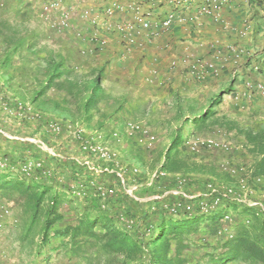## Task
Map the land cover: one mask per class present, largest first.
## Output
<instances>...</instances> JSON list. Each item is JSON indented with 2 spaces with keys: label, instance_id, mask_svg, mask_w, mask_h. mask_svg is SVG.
Segmentation results:
<instances>
[{
  "label": "trees",
  "instance_id": "trees-1",
  "mask_svg": "<svg viewBox=\"0 0 264 264\" xmlns=\"http://www.w3.org/2000/svg\"><path fill=\"white\" fill-rule=\"evenodd\" d=\"M34 1L38 16L34 21L35 30L28 32L26 11L29 6L33 8ZM34 1L0 0V11L12 8L14 21L0 19V160L5 163V168L0 169V198L12 199L13 195H18L24 199H15L24 214L17 241L19 245L34 247L30 257H41L40 262L33 261V264H75V252L80 251L90 258V249L95 257L105 258V264H142L146 249H149L147 264H182L181 251L187 248L182 245L183 241L199 231L221 245L222 253L211 260V264H264V200L263 209L239 202L243 193L242 179L246 181V189L264 196V129L230 126L217 115L220 95L210 97L206 103L201 99L188 101L178 106L169 120L181 121L177 128L172 129V124L167 123L171 131L165 133L169 144L162 157L151 156L153 153L149 156L160 144H156L157 134L148 131L147 122L134 119L132 123L127 120L119 123L99 111L98 105L104 96L103 70L99 69L92 77L78 74L77 66L68 64L65 55L56 50L61 49L62 44L66 46L65 36L74 30L70 18L76 16L82 20L79 16L86 6L76 1V6L67 8L71 14L67 28H63L59 25L60 14L47 8L55 0ZM99 8L96 6L95 11ZM85 24L90 29L95 28L89 22ZM50 40L59 48H52ZM152 77L157 78V72ZM230 92L233 89L228 86L219 93ZM235 97L236 94L233 99L237 102L239 99ZM30 113L38 117L30 120ZM53 123L60 126L57 134L50 130ZM135 124L140 128H130ZM218 124L227 127L225 134L240 139V147L250 157L247 164L229 158L228 162L217 165L220 173H216L199 162L204 157L201 151L228 153L234 150L208 149L204 145L191 150L188 142L194 135L217 130L214 126ZM3 129L32 132L41 143L53 147L57 156L44 152L38 144L8 138ZM78 130H82V134L77 133ZM91 136L112 150L130 139L128 148L133 150L124 157L115 151L117 165L105 162L81 150L82 141ZM65 147H70V151ZM65 153L83 157L92 162V166L82 167L68 155L61 158ZM30 160L40 162V167L25 176L21 168ZM225 165L236 172L230 173ZM133 168L138 173L134 174ZM209 169L217 183L192 177L204 175ZM117 173L125 183H121ZM133 184L138 187L137 191L129 194L127 189ZM208 184H212L216 192L211 193ZM225 187L232 188L234 195L223 197ZM99 189H112L113 194L101 198ZM171 190L178 193L172 194ZM190 190L201 194L193 199L184 197L195 194ZM140 191L154 198L142 203L138 199ZM187 205L190 210H186ZM203 205L207 207L204 211ZM63 206L68 208L66 213L61 211ZM228 211L235 215L234 219L224 221ZM39 212H43L42 222ZM232 228L231 238L222 233ZM137 230L143 233L135 239ZM37 232H41V238L35 244ZM146 235L153 236L145 241ZM171 240L176 243L174 249H171Z\"/></svg>",
  "mask_w": 264,
  "mask_h": 264
},
{
  "label": "crops",
  "instance_id": "crops-1",
  "mask_svg": "<svg viewBox=\"0 0 264 264\" xmlns=\"http://www.w3.org/2000/svg\"><path fill=\"white\" fill-rule=\"evenodd\" d=\"M109 1L112 0H86L80 4L102 7ZM115 1L120 9L112 19L102 21L100 27L90 29L72 16L74 30L65 36L66 46L59 42L62 48L56 49L65 55L68 64L76 65L79 70H103L100 112L111 115L119 123L141 118L148 123L149 132L160 135L171 131L167 123L178 106L200 101L202 95L210 98L231 86L233 92L224 94L225 97L236 94L239 100L234 102L231 97L229 104L221 99L217 115L230 126L264 129V99L256 92L249 96L244 88L246 81L264 84V0H219L217 20L197 13V6L204 0ZM181 1L186 4L179 7L178 16L191 18L193 22L174 24L167 30L156 27L149 32L142 31L135 21L138 14H149L152 21L161 20ZM75 2L65 0L61 4L72 9ZM119 23L133 25L135 31L130 32V43L116 30ZM50 44L59 48L51 40ZM213 54L217 57L214 71H206L202 76L188 72L193 60H210ZM152 72H157L158 77L153 78ZM214 127L223 134L228 130L220 124ZM161 139L157 137V145ZM60 145L64 149L63 142ZM70 149L66 148L68 152ZM62 155V158L68 155L82 167L92 166L85 158L71 153ZM24 250V244L17 249L9 248L14 255L9 264L40 262L41 257L26 258Z\"/></svg>",
  "mask_w": 264,
  "mask_h": 264
},
{
  "label": "rangeland",
  "instance_id": "rangeland-1",
  "mask_svg": "<svg viewBox=\"0 0 264 264\" xmlns=\"http://www.w3.org/2000/svg\"><path fill=\"white\" fill-rule=\"evenodd\" d=\"M27 1V0H26ZM29 1V0H28ZM34 1V0H33ZM33 3V8H30V6L27 8L28 12L26 11V13L29 15V21L25 24V28L29 31L35 30V26L36 23L35 18L38 16L37 14V9H36V3L35 1L32 2ZM18 6V4H16ZM0 14L2 15L0 17V19H10V21L14 22L12 20V8L11 10L7 11V8H5L2 11H0ZM98 72L97 68H92L90 70H77L76 73L81 74V75H91L94 76L96 73ZM231 87V86H230ZM228 88V87H227ZM227 88H223V91H225ZM232 88V87H231ZM224 93H216V95H220V98L222 100L225 99V103H231V97H233V94L229 96V98H226L225 95L223 96ZM208 95V94H207ZM203 103H206L209 100V97H205L204 95H202L201 97H199ZM228 99V100H227ZM30 109V108H29ZM31 110H29L30 112ZM8 112V111H7ZM33 112V108L32 111ZM10 115L14 114V112H8ZM175 114V113H174ZM219 117V116H217ZM172 119V118H171ZM126 120V119H125ZM127 121H129L130 123L134 121V119H127ZM139 121H143L142 119H139ZM181 123V121L179 122ZM179 123L175 122L172 123V121L170 122L172 129H176L177 125H179ZM4 134L8 137L11 136V138L15 137L17 139H22L23 141H27V142H31L34 144H38L39 147L46 153H53V147H51L50 145L48 146L47 144L44 143H40V139L38 138V136H33L32 132H27L24 133V131L21 133L20 131H18L17 133L14 131H8L7 129H3ZM137 136V135H136ZM142 136V135H141ZM160 138H163V141L160 142V147L156 148L155 150H152L150 154H148L149 156L153 153L154 157H162L163 153L166 151V148L169 144L168 141V135L167 134H160L157 135ZM135 137V136H133ZM131 138V137H130ZM143 138V137H141ZM14 139V138H13ZM134 138H132L131 140L133 141ZM199 140V141H203V140H207V139H212L218 142H227L231 145V148H233L234 150L228 153H223V152H211V153H207L204 151H201L200 155H203V159H199V162L202 163V165H206V168H213L215 170L216 173H220L218 171V166L221 163H226L228 162V159H234L235 161H241V162H245L246 164L248 163L249 160V156L246 154L245 150L242 149L241 143H240V139L237 138V136L235 135H228V134H223V133H219L217 132V130H213V131H206L204 130L202 133H197L196 135H194L191 140ZM130 142V139H128L123 146H119L118 148H113L114 151L118 152L122 157L125 156V153H128L132 148H128V144ZM123 143V141H121L120 145ZM110 148V147H109ZM111 149V148H110ZM119 150V151H117ZM133 150V149H132ZM135 151V150H134ZM55 152V151H54ZM55 154H57L55 152ZM73 155V154H72ZM27 156V154H26ZM76 156V155H74ZM248 156V157H246ZM60 157L62 158V154L60 155ZM83 158V157H82ZM247 158V159H246ZM218 165V166H217ZM212 169H209L206 171V174L204 175H193L192 177L195 179H205V180H212L215 181V183H217V178L210 172ZM213 170V171H214ZM216 178V179H215ZM263 182H261L259 185H262ZM131 185L130 188H128V193L131 194L132 191H137V189L135 188V186ZM138 188V187H137ZM195 190V189H194ZM194 190H190L193 191L195 194L191 197H199V192H195ZM166 191V190H165ZM243 193L241 195V199L244 200V204H249L252 202H257V203H262V201L264 200V196L263 194L260 195L259 193L254 192L253 190H251V188H247L246 191L242 190ZM172 194H174V190L169 191ZM139 193V192H138ZM140 196L138 197V199L140 201H142V203H146L147 201H149L150 199H153L154 197L145 193L144 191H140ZM155 195V194H154ZM14 198L12 199H6L5 198H0V204L1 205H7L10 206L12 211V216L10 219H7V226L8 229L6 231L5 234H2L3 237H5V239L7 240L10 249H15L12 247V243L14 242V240H17L19 235H21L19 233V231L21 230V225H23V215L21 214V209H19L16 200L15 199H19V200H24L22 198H20L18 195H13ZM161 198V197H160ZM159 198V199H160ZM44 205L47 204V202L43 203ZM42 204V205H43ZM17 206V210H18V214L16 213V207ZM40 206L41 209L43 208V206ZM63 209L61 210L63 212L64 209H68L67 207H62ZM40 214V222L43 221V212H39ZM226 215H228L230 218L234 219V214H232V212L228 211L226 213ZM14 220H16V222H18V227L16 228V224L14 223ZM38 229H40V227H37ZM137 234H135L134 238L138 239V237L140 236V234L142 235V230L141 231H136ZM231 233L233 234V228L231 229ZM205 234L202 231L197 232V234H190L187 238L188 240H184L182 245H185L184 251H181V257L180 260L183 261L182 264H211V260H213L214 258L218 257L221 253H222V249H221V245L218 244L217 242H215V240L210 237V236H205L203 235ZM151 236L146 235L145 241H148L150 239ZM41 238V232H37L36 235H34V240L36 241L35 244L38 243V241ZM204 239V240H203ZM171 243V249H174L176 243L174 241H170ZM25 253L27 254L26 258H30V255L33 254L34 252V247L33 246H28L25 244ZM149 249H146L144 254H142V264H147V252ZM90 258H87L88 256H83L82 252H75L76 253V261L75 264H105L106 259L103 257H95L96 254H94L93 249H90ZM11 253V251H9ZM87 253V251L85 252V254ZM12 257L14 256L13 253H11ZM117 260H121V258L119 257ZM33 264L32 261L30 262H23V261H19L17 264ZM230 264V263H227Z\"/></svg>",
  "mask_w": 264,
  "mask_h": 264
},
{
  "label": "built area",
  "instance_id": "built-area-1",
  "mask_svg": "<svg viewBox=\"0 0 264 264\" xmlns=\"http://www.w3.org/2000/svg\"><path fill=\"white\" fill-rule=\"evenodd\" d=\"M79 2H84L86 0H75ZM91 1V0H89ZM186 1H181L178 2V5L175 6L174 10H170L164 18L161 20H156L152 21L151 17L149 14H138L135 21L140 25V29L142 31H151L153 28L159 27L163 30L170 29L174 24H185V23H190L193 22L191 18H185L178 16L177 12L179 11L180 6H185ZM48 9H51V11L59 13L60 14V27L67 28V20L70 16V10L65 8L59 1L55 0L52 3L49 4ZM220 8V1L219 0H204L201 4L197 6V13L201 16H208L213 18L214 20H217L218 18V10ZM96 7H90L86 6L82 9L80 18L85 21L89 22L91 26L95 27H100V24L102 21H107L108 19H112L115 12L120 9V5L115 1H109V3L105 6H102L98 10H96ZM116 30L122 35V37L125 39L126 42H131L130 39V32L135 31L134 27L132 24H117L115 26ZM216 56L213 54L210 60L206 59H196L193 60L189 66H188V72L190 74H195L202 76L206 73V71H214V62L216 61ZM156 72H152V75H154ZM244 88L247 92H249V96L252 92H256L259 94L263 99H264V84L262 83H252L251 81H246L244 83ZM235 99H238V95H236ZM38 115L35 113H30V120H34L37 118ZM130 128L132 129H138L140 128L139 125H130ZM50 130L57 134L60 131V126L58 123H53L50 125ZM82 130H78L77 133L82 134ZM77 136V135H76ZM191 146V150H195L198 146L204 145L208 149H221V150H230L231 145L227 142H218L212 139H207L203 141L199 140H189L188 142ZM81 150L82 151H89L92 154L96 155L99 159L105 162L112 161L115 165L118 164V157L117 153L110 149L108 146H105L102 144L100 140L95 138L94 136H91L88 140L82 141L81 144ZM49 153V152H48ZM52 156H57L55 152L49 153ZM227 165L224 166L226 170H228L230 173H235L236 170L234 168L226 167ZM40 167V162L30 160L27 161L23 167L21 168V173L25 176H29L32 171L36 168ZM5 168V163L4 161L0 160V169ZM241 170V169H240ZM132 172L134 174L138 173V170L136 168L132 169ZM118 177L121 179V183H125V181L122 179V175L120 173H117ZM162 176L163 174L160 173ZM135 188L137 189V186L133 184ZM132 186V187H133ZM208 188L211 190V193L216 192L215 188L213 187L212 184H208ZM240 188L242 190L246 191V181L241 180L240 181ZM222 196L225 198H229L234 195V191L232 188L225 187L222 189ZM128 192V189H127ZM133 192V191H132ZM178 192H174V194H177ZM113 194L112 189H99V195L101 198H106L107 196H110ZM184 197L188 199H193V197H187L184 195ZM242 198V197H241ZM240 198L239 202L244 203L245 201ZM248 206L250 207H258L260 209H263L261 203L257 202H252L249 203ZM186 210H190V206L187 205ZM203 211L207 209L205 205L202 206L201 208ZM12 216V209L10 206L7 205H1L0 204V264H9V262L12 259L11 253L9 252V244L5 237L2 236V234H5L8 227L7 226V219H10ZM229 216L224 215L223 220L224 221H229ZM14 223L16 224V220H14ZM223 234L227 236L228 238H231L233 235L231 233V229H224ZM12 247L17 249L19 248V244L15 241L12 243ZM11 264H17L11 263ZM22 264V263H21Z\"/></svg>",
  "mask_w": 264,
  "mask_h": 264
}]
</instances>
